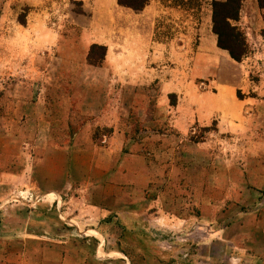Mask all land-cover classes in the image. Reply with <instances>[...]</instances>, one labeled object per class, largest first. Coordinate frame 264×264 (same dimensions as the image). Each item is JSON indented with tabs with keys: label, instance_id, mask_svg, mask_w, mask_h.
I'll use <instances>...</instances> for the list:
<instances>
[{
	"label": "rangeland",
	"instance_id": "rangeland-1",
	"mask_svg": "<svg viewBox=\"0 0 264 264\" xmlns=\"http://www.w3.org/2000/svg\"><path fill=\"white\" fill-rule=\"evenodd\" d=\"M209 3L149 0L135 11L117 0H0V129L16 131L39 105L71 108L79 123L102 110L121 117L123 153L144 159V196L157 200L151 219L165 220L158 240L175 246L176 264L187 243L204 264L264 256V19L252 14V31L224 34L235 55L245 53L240 62L227 53L198 59ZM113 130L94 137L108 145ZM56 199L22 182L0 187V231L13 207L15 222L54 219ZM60 206L62 225L76 229Z\"/></svg>",
	"mask_w": 264,
	"mask_h": 264
},
{
	"label": "crops",
	"instance_id": "crops-1",
	"mask_svg": "<svg viewBox=\"0 0 264 264\" xmlns=\"http://www.w3.org/2000/svg\"><path fill=\"white\" fill-rule=\"evenodd\" d=\"M225 1L209 0L208 9H202L207 12L201 24L206 31L198 59H214L225 53L231 58L227 50L218 47V36L213 32V2ZM252 14L264 19V8L258 0H244L240 19L233 26L252 31L248 26ZM227 92L233 97L237 91ZM242 103L237 101L235 106L240 109ZM55 105H39V114L27 116L16 131L0 129V187H17L22 182L59 198L54 201L58 215L38 218L39 226L32 225L29 216L15 222V208L9 211L12 223L7 231H0V251L11 253L18 246L19 256L7 254L0 264H176L175 246L158 240L159 226L165 220L151 219L158 213L157 200L144 196L150 185L148 177L142 179L148 176L144 159L123 153L125 142L117 129L121 117L107 118L109 110H102L96 118L79 123L71 108L62 114ZM104 128L115 129L105 146L94 137ZM135 175L140 179L133 180ZM64 202V214L76 221V229L64 227L58 219ZM80 221L89 225L82 229ZM166 227L173 230L175 225L167 222ZM47 233L54 236L47 238ZM16 236L22 243H15ZM183 246V264H204L191 256L189 243ZM248 255L241 252L223 264H264V256Z\"/></svg>",
	"mask_w": 264,
	"mask_h": 264
},
{
	"label": "trees",
	"instance_id": "trees-1",
	"mask_svg": "<svg viewBox=\"0 0 264 264\" xmlns=\"http://www.w3.org/2000/svg\"><path fill=\"white\" fill-rule=\"evenodd\" d=\"M120 6L131 8L135 11H142L148 5L149 0H117ZM244 0H226L225 2H213V32L218 36V47L227 50L233 60L240 62L244 57L243 55H235L232 46L226 45L223 42V36H234L237 27L233 26V22L239 21L240 10ZM259 6L264 8V0H258ZM264 35V31H263ZM231 42V41H230ZM246 44V43H245ZM241 43V47H245ZM98 46L94 45L91 48L90 57L94 49ZM223 63L226 64L227 59L222 58ZM100 63V61H98Z\"/></svg>",
	"mask_w": 264,
	"mask_h": 264
}]
</instances>
